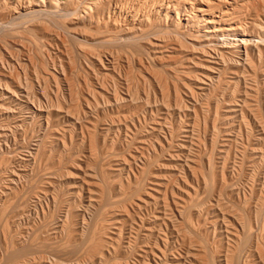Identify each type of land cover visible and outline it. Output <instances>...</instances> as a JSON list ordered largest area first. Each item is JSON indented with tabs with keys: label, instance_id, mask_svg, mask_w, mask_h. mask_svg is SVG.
Masks as SVG:
<instances>
[{
	"label": "rangeland",
	"instance_id": "374dc122",
	"mask_svg": "<svg viewBox=\"0 0 264 264\" xmlns=\"http://www.w3.org/2000/svg\"><path fill=\"white\" fill-rule=\"evenodd\" d=\"M90 1L0 0V264H263L264 0Z\"/></svg>",
	"mask_w": 264,
	"mask_h": 264
},
{
	"label": "bare ground",
	"instance_id": "6f19581e",
	"mask_svg": "<svg viewBox=\"0 0 264 264\" xmlns=\"http://www.w3.org/2000/svg\"><path fill=\"white\" fill-rule=\"evenodd\" d=\"M64 1V0H63ZM81 1V0H80ZM103 0H91L89 3H87V5H85V9H82L84 10L85 13H90V17L92 18V20L94 21V19L96 18V14H94V10L95 8L98 7V5L102 2ZM196 3H203L204 4V1L203 0H195ZM247 1V0H246ZM259 1V0H258ZM261 1V0H260ZM58 2V1H57ZM104 2V1H103ZM205 2L207 3H211V6H209L210 8H213V7H220V11H218L219 13V17L221 16H229L231 14V12L234 10V4L233 2H236V0H205ZM62 3V2H61ZM256 3V2H255ZM56 4V3H55ZM58 4V3H57ZM56 4V5H57ZM262 4V2H261ZM39 5V4H38ZM46 5V4H45ZM155 5V4H154ZM254 6V4H253ZM83 7V6H82ZM176 8V6H174ZM202 7V6H201ZM201 7H199L198 9H196V7L194 6H191V10L188 11V16L190 18H192V14L194 13V11H198V12H202L204 11ZM221 7H224L223 9ZM262 7V6H261ZM58 8V7H57ZM63 8V7H62ZM187 8V7H186ZM43 9V8H41ZM50 9V8H49ZM46 10V8H45ZM113 10V9H112ZM184 10L187 12V10L184 8ZM74 11V10H73ZM111 11V10H110ZM263 11V10H261ZM82 12V11H81ZM81 13V14H84ZM164 12V11H163ZM177 16H178V19H179V13L177 11H175ZM258 12V10H257ZM261 13V12H260ZM15 14V13H14ZM79 14V13H78ZM106 14V13H104ZM111 14V13H110ZM215 14V13H214ZM262 14V13H261ZM80 15V14H79ZM81 16H84V15H81ZM110 16V15H109ZM258 16V15H257ZM142 17V16H141ZM159 17V16H158ZM187 17V16H186ZM188 17V18H189ZM75 18V17H74ZM77 18V17H76ZM79 18V16H78ZM77 18V19H78ZM115 18V17H114ZM119 18V17H118ZM76 19V20H77ZM99 19V18H98ZM117 19V18H116ZM134 19V18H133ZM75 20V19H74ZM101 20V19H100ZM99 20V21H100ZM138 20V19H137ZM188 20V19H186ZM133 21V20H132ZM179 21V20H178ZM205 21L204 25H207L206 26V29L204 31V33H202V36L204 38H208L210 37V44H214V49H212L211 51L213 52V54L217 55L220 60L223 62V63H226V60H225V52L222 50V49H230V48H236V47H239V45H243L244 48H245V56L247 58L250 57V53L248 51V48H247V45L251 42H253V36H251L250 34L246 33L245 31H243L242 29V26H245L247 25L246 23L244 24H241V23H234L232 22V24H224V26L222 28H217L216 26H209V25H212L215 23V16H211V18L207 19V20H203ZM203 23V22H202ZM82 24V23H81ZM112 25V24H111ZM200 25V24H199ZM254 27L257 28L259 31V35L256 36V38H258V40L264 45V19L263 18H260L259 21H254L253 23ZM196 30V29H195ZM61 33H63L61 31ZM58 34V33H57ZM62 36V35H61ZM64 36V34H63ZM58 37V36H57ZM119 37V36H118ZM121 37V36H120ZM252 37V38H251ZM60 38V37H59ZM58 38V39H59ZM65 38V40L67 39L65 36L63 37ZM80 38V37H79ZM61 39V38H60ZM61 41H64L63 39ZM157 41V40H156ZM65 42V41H64ZM63 44V43H62ZM57 45V43H56ZM66 45V44H65ZM80 45V44H79ZM64 46V45H63ZM68 46V45H67ZM218 46H220L221 48H219ZM58 47V46H57ZM82 46L80 45V48ZM84 48V47H82ZM66 49V47L64 48ZM69 49V48H68ZM81 50V49H80ZM113 50V49H112ZM61 51V50H60ZM67 51V50H66ZM69 51V50H68ZM47 52V51H46ZM85 52V51H84ZM203 52V51H202ZM31 54V53H30ZM91 54V53H90ZM89 55V53H88ZM99 55V54H98ZM112 57H113V54H110ZM210 55L212 56V54L210 53ZM91 56V55H90ZM94 56V54H93ZM111 57V58H112ZM94 58H96L94 56ZM93 58V59H94ZM176 59V58H175ZM89 61V60H88ZM99 61V59H98ZM101 62V61H100ZM104 62V60H103ZM109 62V61H108ZM107 62V63H108ZM117 62V60H116ZM2 63V62H1ZM129 63V62H128ZM130 63H131V60H130ZM71 64V63H70ZM149 64V63H148ZM104 65V64H103ZM130 65V64H129ZM13 66V65H12ZM62 66V65H61ZM131 66V65H130ZM144 66V65H143ZM106 67V66H105ZM116 67V66H115ZM132 67V66H131ZM15 68V67H14ZM63 68V67H62ZM107 68V67H106ZM129 68V67H128ZM100 69V68H99ZM105 69V68H104ZM64 70V69H63ZM85 70V69H84ZM145 74V73H144ZM128 75V74H127ZM49 76V75H48ZM96 76H98L96 74ZM99 77V76H98ZM100 79V77H99ZM47 80V79H46ZM104 80V79H103ZM131 80V79H130ZM92 81V80H91ZM100 81V80H99ZM128 81V80H127ZM145 81V80H144ZM98 83V82H97ZM102 83V82H101ZM164 83V82H163ZM71 84V82H70ZM106 87V86H105ZM107 90V89H106ZM168 90V89H167ZM134 93V92H133ZM97 94V93H96ZM135 94V93H134ZM168 100V99H167ZM97 102V101H96ZM140 102V101H139ZM147 104V103H146ZM197 105V104H196ZM257 211V210H256ZM183 215V214H182ZM235 218V217H234ZM183 219V218H182ZM237 220V219H236ZM196 229V228H195ZM183 230V229H182ZM251 232V231H250ZM187 234V233H186ZM234 234V233H233ZM236 234V233H235ZM190 235H191V232H190ZM189 236V235H188ZM257 237V236H256ZM258 238V237H257ZM242 240V239H241ZM258 241V240H257ZM234 242V241H233ZM259 242V241H258ZM262 242V241H261ZM227 243V242H226ZM257 244V243H256ZM256 246V245H255ZM260 246V245H259ZM256 248V247H255ZM259 247H257L258 249ZM256 249V251H257ZM242 250L243 248H240L236 255H233L232 258H230L229 256L225 257V262L226 264H240V260H241V253H242ZM249 250V249H248ZM263 250V249H262ZM201 251V250H200ZM250 252V251H249ZM259 252V250H258ZM228 253V252H227ZM264 253V252H263ZM194 254V253H193ZM232 254V253H231ZM248 254V253H247ZM258 254H261L260 252ZM195 255V254H194ZM262 255V254H261ZM264 255V254H263ZM260 256V255H259ZM204 257V256H203ZM262 257V256H261ZM206 258V257H205ZM261 259V258H260ZM207 261V260H206ZM201 262H204V261H201ZM206 263V262H205ZM214 263V262H213ZM264 264V263H263Z\"/></svg>",
	"mask_w": 264,
	"mask_h": 264
}]
</instances>
